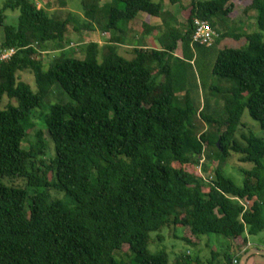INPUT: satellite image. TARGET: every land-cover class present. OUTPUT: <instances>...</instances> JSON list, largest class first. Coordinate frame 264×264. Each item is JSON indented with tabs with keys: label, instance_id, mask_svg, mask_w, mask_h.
Wrapping results in <instances>:
<instances>
[{
	"label": "trees",
	"instance_id": "16d2710c",
	"mask_svg": "<svg viewBox=\"0 0 264 264\" xmlns=\"http://www.w3.org/2000/svg\"><path fill=\"white\" fill-rule=\"evenodd\" d=\"M37 3L6 0L0 9V50L14 49L0 61V104L7 97L0 108V264H124L114 254L124 246L127 264H168L165 251L147 250L149 233L165 225L185 227L183 239L194 245L201 234L236 239L264 230V139L247 128L237 138L244 109L264 130V0H190L180 7L182 23L165 22L160 47H134L131 58L118 51L120 22L140 12L160 16L164 0H81L83 15L65 18ZM238 3L252 12L256 31H235ZM6 9L17 10L13 23ZM195 19L216 33L211 45L192 40ZM71 20L76 31L108 33L106 43L86 42L82 59L68 56L61 43ZM228 37L244 43L216 52L211 72L222 84L213 94L223 104L210 107L208 95L200 101L186 88L187 67L195 50L209 52ZM49 44L55 54L46 63L36 55ZM54 85L69 100L51 103L41 117L54 148L45 157L50 146L40 130L33 145L23 142L32 109L50 102ZM199 118L205 129L198 134ZM232 153L253 164L240 186L222 168ZM211 155L214 168L204 162ZM20 179L31 194L13 184ZM241 243L234 259L225 254L227 264L249 249L246 238ZM213 262L185 253L172 264Z\"/></svg>",
	"mask_w": 264,
	"mask_h": 264
},
{
	"label": "rangeland",
	"instance_id": "374dc122",
	"mask_svg": "<svg viewBox=\"0 0 264 264\" xmlns=\"http://www.w3.org/2000/svg\"><path fill=\"white\" fill-rule=\"evenodd\" d=\"M6 0H0V9L3 8L4 2ZM62 1V2H61ZM64 1V2H63ZM95 1L101 6L103 3H108L110 0H92ZM176 3V0H173ZM172 0H164V8L171 13L174 14L179 20L183 21L182 13L180 12L179 4L187 5L190 0H179V4L176 3L174 5ZM39 6L44 7L48 10L50 14L57 15L58 17L65 18L69 12L74 13L75 15H83V8L81 6V0H38L37 3ZM243 4L238 3L235 6V9L232 11L231 16L235 21V31L236 32H244L251 33L257 30L255 17H253L252 12L248 11L247 14L243 12ZM163 7V6H162ZM164 12V13H163ZM162 15L165 14V11H161ZM181 13V14H180ZM251 13V14H250ZM4 14H6V21L9 23H13L17 16V10L11 11L9 9L4 10ZM141 13H138L139 16ZM168 14V13H167ZM166 14V15H167ZM164 16V15H163ZM160 16L159 20L161 22V26L165 27L164 17ZM163 17V18H162ZM140 18L137 17L131 21H121L120 26L123 28L124 32L121 35V40L124 45H131L133 48L141 41H137L135 31L140 29ZM185 20V19H184ZM164 22V23H163ZM176 26H179L176 24ZM141 33V31L139 32ZM106 35L109 36L108 33H102L100 30H74V21L71 20L67 26V31L65 33V39L61 43L62 50L66 51L68 56H72L75 58L82 59L84 57V44L89 41H97L102 42ZM138 37V36H137ZM263 41H264V31H263ZM158 47V42L154 40V42ZM244 43V39L235 40L232 37L225 38L223 40L218 41L213 47L210 48L209 52L198 53L195 50L193 53L192 60H189L190 69L187 67L188 71V81L186 88H191V94L196 98L199 95L200 101H202L203 97L208 95L211 99L209 100L210 107L219 106L223 104V102L218 98L213 90V87L219 86L222 83L218 81L217 77L212 75L211 67L213 64V60L215 58L216 52L225 45L239 47ZM47 49L44 52L38 53L36 57L41 58L44 62L48 63L51 59L52 55L55 54L54 47L52 44H49ZM132 48L130 47H120L119 51L122 55L126 56V58H131L133 56ZM60 49V50H61ZM173 61V60H172ZM175 69L172 68L174 72ZM172 74V73H171ZM170 74V76H171ZM167 74L158 75L156 78L157 82H161L164 79V76ZM21 78L25 79L26 83H28L32 90H35L34 79L31 75L26 72L20 73ZM181 96V94H179ZM7 97L4 95L2 98V102L0 104V108L2 109L6 103ZM69 100L68 95L63 92L59 87L55 86L52 89L50 94V102L46 99L43 100L40 105L34 109H32L30 113V120L32 123V127L28 130L27 136L24 139L23 146L28 148L35 143V133L40 130L43 134V138H45L46 144L50 146L46 151L45 157H52L54 154L53 143L49 140L47 133L45 132V127L42 123V115L48 111V107L51 103L54 102H67ZM215 101H217L215 105ZM240 123H243V126H240V129L237 132V138L240 140V133L245 132L246 128L248 130L253 131V133L264 139V130L259 127L257 121L252 119L246 109H244ZM205 129V125L200 118L195 123L196 132L201 133L202 130ZM210 152V151H209ZM239 154L232 153L222 165L224 174L230 177L236 185H242L243 183V170H249L253 167V164L250 162H242L239 160ZM215 156L211 155L209 159H205L204 162L209 168H214L217 165L218 161L215 160ZM264 162V159H263ZM197 170L200 168L197 167ZM205 175V174H204ZM19 186L26 187L28 193L31 194L32 188L27 187L25 181L20 179L18 183ZM50 198L59 199L61 201L66 202L67 197L63 192L49 190ZM186 228L185 227H176L165 225L161 227L157 231H152L149 233V239L147 243V250L150 253H158L161 251H165L168 256V264H172L175 257L179 254L188 253L191 258H199L202 262H205L207 259H211L214 257V264H227V260L225 259V254H229L232 259H234L240 250V246L245 248L241 243L243 239L246 238L247 247L250 248H260L264 250V230L260 231L256 234H247L243 233L240 238H231L225 237L223 235L217 233H206L197 236L198 243L197 244H189L183 238L185 236ZM238 248V249H237ZM115 256L118 260H121L124 264L128 263L129 260V252L127 250V246H124L120 250L115 251ZM233 264H235L233 262ZM247 264H264V256L260 254H254L247 261Z\"/></svg>",
	"mask_w": 264,
	"mask_h": 264
},
{
	"label": "crops",
	"instance_id": "0c3cea01",
	"mask_svg": "<svg viewBox=\"0 0 264 264\" xmlns=\"http://www.w3.org/2000/svg\"><path fill=\"white\" fill-rule=\"evenodd\" d=\"M173 3H174V5H172V6L175 7L176 6V3L179 4L180 2H179V0H176V3L175 2H173ZM181 5H185V4L180 3L179 4V7H181ZM162 6H163L162 7V10L165 11V14H163L164 15L163 16L162 13H161L160 16H163L164 17V20H163L164 22H166V21H172V20H175V19L178 20V23H182L184 21V18H183V21L181 19L179 20L177 17L174 16L173 13H171L168 10H166L164 8V5H162ZM180 12H181V8H180ZM140 13L141 14L139 16H136L135 17V18L141 17L140 18V29L138 31H135V33L137 32L136 35L138 37L136 36L135 39H137V41H141V42L139 44H137L136 46H134V47L158 48V46L155 43H153V42H154V40H156L158 42L159 35L162 34L165 31V28L163 26H161V22L158 21L159 18H160V16H154V17H152V16H149V15L145 14L144 12H140ZM182 17H183V15H182ZM131 22H132V20H131ZM140 31H141V33H139ZM107 37H108V35H106V38L102 42H98L99 45L105 44ZM158 45H159V43H158ZM123 46L132 48L131 45H124L123 43L122 44L120 43L119 49H120V47H123ZM159 47H160V45H159ZM133 48H132V53H133ZM119 49H118V51H119ZM119 53H120V51H119Z\"/></svg>",
	"mask_w": 264,
	"mask_h": 264
},
{
	"label": "built area",
	"instance_id": "2783aa9c",
	"mask_svg": "<svg viewBox=\"0 0 264 264\" xmlns=\"http://www.w3.org/2000/svg\"><path fill=\"white\" fill-rule=\"evenodd\" d=\"M216 33L210 27L207 21L195 19L194 20V31L192 34V40L194 42L203 44V45H211L216 37ZM14 52L13 48L10 49H1L0 50V61L7 60L12 53ZM236 263V260L233 261Z\"/></svg>",
	"mask_w": 264,
	"mask_h": 264
},
{
	"label": "water",
	"instance_id": "95a60500",
	"mask_svg": "<svg viewBox=\"0 0 264 264\" xmlns=\"http://www.w3.org/2000/svg\"><path fill=\"white\" fill-rule=\"evenodd\" d=\"M254 254H260L262 256H264V250L260 249V248H250L247 251H245L240 259L238 264H247V261L250 257H252Z\"/></svg>",
	"mask_w": 264,
	"mask_h": 264
}]
</instances>
